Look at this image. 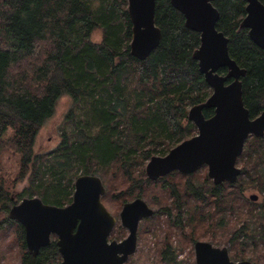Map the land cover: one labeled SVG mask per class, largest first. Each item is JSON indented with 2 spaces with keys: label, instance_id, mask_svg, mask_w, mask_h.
Wrapping results in <instances>:
<instances>
[{
  "label": "trees",
  "instance_id": "16d2710c",
  "mask_svg": "<svg viewBox=\"0 0 264 264\" xmlns=\"http://www.w3.org/2000/svg\"><path fill=\"white\" fill-rule=\"evenodd\" d=\"M213 4L220 12L216 27L229 39L230 57L246 70L243 97L255 119L264 112V50L241 27L247 2L215 0ZM127 6L128 0H0V154L14 150L21 157L19 179L31 174V188L19 199L39 195L44 203L63 207L72 201V178L79 171L97 176L103 170V177L120 174L129 183L119 196L124 195L122 206L154 196L158 187L175 197L179 214L187 207L188 216L194 217L201 207L181 201L184 191L209 207L208 216L227 211L243 221L230 239L242 241L241 254L229 252L234 262L264 264V249L258 247L253 256L246 250L252 242L264 240V202L250 204L244 197L248 189L264 196V136L247 140L235 183L216 185L205 176L197 186V173L172 172L157 181L145 177L142 170L137 175L142 162L157 154L165 156L195 136L189 110L204 103L213 90L193 58L200 34L185 26L184 15L170 0L156 2L155 23L162 39L144 60L131 53L133 25ZM97 30L103 32L100 43L92 41ZM219 72L226 74L227 69ZM64 97L72 100L73 109L63 140L47 155L36 156L40 129ZM203 112L207 118L214 114L213 109ZM9 130L13 134L7 137ZM182 178L187 179L184 187H180ZM106 194L107 190L102 201ZM15 199L0 180V208L6 215ZM157 201L162 213L171 212L160 197ZM244 205L253 209L245 214ZM5 223L17 228L24 250L21 264L59 263L56 240L33 256L24 227L9 214ZM170 249L163 252L167 262L174 260Z\"/></svg>",
  "mask_w": 264,
  "mask_h": 264
},
{
  "label": "water",
  "instance_id": "95a60500",
  "mask_svg": "<svg viewBox=\"0 0 264 264\" xmlns=\"http://www.w3.org/2000/svg\"><path fill=\"white\" fill-rule=\"evenodd\" d=\"M215 0H170L185 17V26L200 34V46L193 53L199 69L213 90L204 102L193 106L188 118L196 126L197 135L172 148L165 156H153L146 175L157 181L172 172L185 175L208 167V176L216 185L235 183L241 174L237 166L250 136H264V112L252 119L245 106L242 78L246 70L229 54V39L217 29L220 18ZM157 0H128V13L133 25L131 53L146 59L159 46L162 31L155 23ZM246 16L241 27L249 31L251 40L264 50V3L246 0ZM226 68V74L220 69ZM204 109H213L207 118ZM106 193L102 179L96 175H81L75 181L73 201L60 207L40 198H24L9 210V218L25 229L29 253L37 256L41 248L51 244L52 235L63 258L61 264H124L135 254L138 228L143 219L155 211L142 198L123 205L121 224L129 232L121 242L108 243L117 220L111 215L102 197ZM250 199L258 201L253 194ZM196 264H254L250 260L234 262L227 247H215L210 242L194 245Z\"/></svg>",
  "mask_w": 264,
  "mask_h": 264
},
{
  "label": "rangeland",
  "instance_id": "374dc122",
  "mask_svg": "<svg viewBox=\"0 0 264 264\" xmlns=\"http://www.w3.org/2000/svg\"><path fill=\"white\" fill-rule=\"evenodd\" d=\"M102 39V30H97L92 35V41L94 43H100ZM71 109H73L72 100L69 97H64L59 102L55 115L40 129L35 144L36 156L43 157V155H47L59 146L63 140V131L68 125L66 119ZM197 133L198 130L195 135H197ZM12 134L13 131L9 130V136L7 137H10ZM156 156L164 155L157 154ZM148 162L149 161L142 162L139 166L140 168L136 171L137 175H139V171L142 170L145 177H147L146 166ZM238 167L242 168V165L238 163ZM20 172V155L12 149L2 151L0 154V180L4 181L10 194L15 196V202H17L11 205V207L21 203L22 200L19 199L20 194H24L29 187L31 188V174H28L24 179H19ZM100 172V175L97 174V176L102 178L107 188V198L103 203L112 214L119 217L122 210V200L124 195H122L121 198H119V196L128 190L129 183H126L125 179L120 176V174H109V176L106 175L103 177V170ZM195 173H197V175L196 179H194V183L197 186L202 185L201 183L204 182L205 176H207L210 182L214 183V181L208 176L207 166L200 167ZM81 175L83 174L79 171L78 176L72 178L74 186L73 195L75 192V181ZM172 181L178 183L177 177H173ZM186 181V178H182L180 181V187H184L183 185ZM153 193L155 194L154 196L152 194L147 195V198L143 199L149 207L155 211V213L148 221L143 219L140 222L138 228L137 250L135 254L129 258L126 264H196L194 245L197 241L210 242L215 247H227L231 255L242 253V241L235 243L230 241V239L233 237L234 232L241 227L243 221H237V218L230 212H219L214 216H208V206H203V204L196 201L194 197H187V193L182 191L181 201L185 202L188 200L192 206L199 205L202 208L198 209L199 213L197 215L194 214V217H189L187 207L184 208L182 214H179L178 205L175 204V197L172 196L169 191L155 187ZM253 194L259 196L258 201L254 202L250 199V196ZM156 195L162 200L163 206L168 204L169 209L171 210L169 214L161 212L162 209H159L160 205L158 204ZM34 197L41 198L39 195H34L33 197L27 196L26 198ZM244 197L250 202V204H262L264 202L263 194L257 189L246 190L244 192ZM71 202L66 203L64 206L69 205ZM243 207H245V214L253 209V206L249 205H244L242 208ZM200 210L202 212L201 214ZM8 214L6 215L0 208V264H21V257L24 250L21 241L18 238L16 231L17 228L5 223V218ZM203 215H206V218L202 219ZM180 220L181 223H177V221L179 222ZM116 228L115 232L117 239L121 240L128 236V230L123 228L120 223ZM52 240H55L54 236L52 237ZM168 247L171 248L170 251L171 254H173L174 260L172 262H167L164 257L163 252ZM258 247L264 249V240H258L255 243L252 242L251 245H247L246 250L250 252L249 256L255 255V251ZM61 261L62 259L59 260L60 263Z\"/></svg>",
  "mask_w": 264,
  "mask_h": 264
},
{
  "label": "flooded vegetation",
  "instance_id": "af4514ba",
  "mask_svg": "<svg viewBox=\"0 0 264 264\" xmlns=\"http://www.w3.org/2000/svg\"><path fill=\"white\" fill-rule=\"evenodd\" d=\"M103 202V201H102ZM124 205V204H123ZM122 208H123V206H122ZM109 211V210H108ZM122 211V210H121ZM110 212V211H109ZM111 213V212H110ZM111 215L113 216V217H115V219L117 220V223H116V225H115V227L113 228V230H112V232L110 233V235H109V237H108V243L110 244L112 241H117V242H121V241H123L124 239H121V240H119V239H117V235H116V232H115V230L117 229L116 227L119 225V223L121 224V220H120V214H119V217H117V216H115L114 214H112L111 213ZM121 226H122V224H121ZM123 227V226H122ZM124 228V227H123ZM126 229V228H125ZM55 237V240L57 241V239H58V237L56 236V235H52V237ZM53 241V240H52ZM51 241V242H52ZM56 245H57V243H56ZM58 251H59V248H58ZM59 254H60V252H59ZM131 257V256H130ZM129 257V258H130ZM60 259H62V261H63V258H62V256H61V254H60V258H59V260ZM129 260V259H128ZM61 261V262H62ZM60 263V262H59ZM127 263V262H126ZM126 263H124V264H126ZM61 264V263H60Z\"/></svg>",
  "mask_w": 264,
  "mask_h": 264
}]
</instances>
